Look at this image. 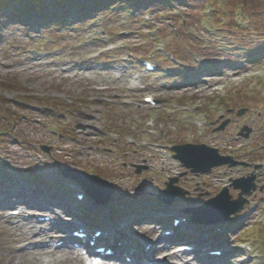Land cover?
<instances>
[{
	"label": "rangeland",
	"instance_id": "obj_1",
	"mask_svg": "<svg viewBox=\"0 0 264 264\" xmlns=\"http://www.w3.org/2000/svg\"><path fill=\"white\" fill-rule=\"evenodd\" d=\"M211 1L189 0L193 8L175 2L174 7L165 6L161 13H147L150 22L142 18L143 7L133 10V14L108 19L100 11L103 6L95 9L93 21L85 22V26L64 19V24L54 21L47 27L28 22L22 29L14 21L4 20L0 83L9 81L12 85H7L9 90L0 87V96L10 101L23 98L31 105L27 110L10 103L16 117L0 119V126L9 133L8 141L0 143V161L5 163V172L0 176L2 196L8 198L13 194L16 184L11 178L18 172L49 178L59 168L70 167L98 174L115 183L120 202L129 201L133 203L131 211L134 209L133 214H122L116 224L110 220L111 209L98 211L101 219L110 221H106V228L121 229L122 236L130 238L127 242L131 249L140 247L144 253L151 242L155 243L154 249L163 247L158 249L161 254L172 256L169 241L159 244L161 232L149 225L150 216L142 215L152 209V201H156L158 191L165 188L169 178L186 172L169 158L171 147L205 144L223 155L235 154L243 157L238 158L241 161L264 166V54L257 52V61L250 62V54L243 51L240 42L244 34L250 39L247 42L261 45L264 33L258 35L254 31L255 36L248 35L247 31L252 29L244 23L239 25L241 30H231L227 13L232 8L241 12L237 0L233 7L225 8L218 21L214 17L210 22L203 10L215 6ZM244 1L250 0L240 3ZM254 6V11L249 7L244 12L246 18L253 15L264 21V0H256ZM74 12L78 15L80 11ZM258 27V33L264 32V27ZM121 42L124 48L115 50L118 53L108 52L109 45L116 47ZM135 49H141L142 56L130 59ZM99 51L105 55L100 56ZM168 56H174L177 63L168 62ZM143 60L155 63L157 71L146 73L141 67ZM136 75L142 78L134 83ZM146 96L159 100L160 105L152 109L144 104ZM51 105L61 115L42 119L40 107ZM76 108L81 112H76ZM242 109L247 111L238 117L237 112ZM150 116L155 117L152 126L148 123ZM221 118L232 122L223 132L216 133L223 122ZM244 127L253 129L247 140L239 138ZM55 129L72 140L58 139L57 134H52ZM42 145L52 148L49 154L41 150ZM157 146L167 150V155H158L154 151ZM136 166L149 169L136 174ZM249 170L252 169L226 167L207 175L188 173L179 179L178 185L190 194L180 198L173 208L201 206L219 194L226 186V178H242ZM257 184L248 197V206L235 217L234 228L229 230L231 225L226 226L214 238L225 236L223 247L233 250L224 257V264H241L249 255L247 246L253 249L250 264H264V171L257 177ZM67 186L70 188V183ZM40 193L37 196L42 198L47 195ZM229 194L237 199L239 191L231 188ZM6 201L0 198V213L5 217L0 220V264H80L67 250L53 256L16 250L23 238H32L48 227L24 223V217L8 219L9 210L4 207L17 200ZM204 232L209 231L201 228ZM51 235L54 240L47 245L52 247L63 238L48 233ZM30 244L24 247L33 250L34 245ZM237 255L244 257L238 259Z\"/></svg>",
	"mask_w": 264,
	"mask_h": 264
},
{
	"label": "water",
	"instance_id": "obj_2",
	"mask_svg": "<svg viewBox=\"0 0 264 264\" xmlns=\"http://www.w3.org/2000/svg\"><path fill=\"white\" fill-rule=\"evenodd\" d=\"M226 123L223 125V127L226 125ZM175 150L177 152L176 159L183 163L185 167L193 169L194 173H205L210 171L213 167L224 165L230 161L229 158L220 157L216 150L209 149L203 145H186L177 147ZM64 175L78 181L89 196L94 197L97 201L102 203L109 201L112 194L114 193L113 186L99 177L90 176L76 171H67L64 172ZM253 180L254 178L248 181L242 179L236 182L235 187L241 188L243 191L240 195V201L238 202H230V196L225 190L217 198L207 202L202 208L198 210H190L193 214H195V221H206V223H219L228 221L231 214L239 211L243 207L245 203L243 195L250 194L252 189L255 187L252 183ZM177 182V179H171L170 183L167 184L168 189L159 193V199L171 204L173 201H175L177 196L186 195L185 191L173 186ZM226 208L230 209V211L228 210L226 213H224ZM198 213H201L204 216L196 217L198 216ZM205 216L207 217L205 218Z\"/></svg>",
	"mask_w": 264,
	"mask_h": 264
},
{
	"label": "trees",
	"instance_id": "obj_3",
	"mask_svg": "<svg viewBox=\"0 0 264 264\" xmlns=\"http://www.w3.org/2000/svg\"><path fill=\"white\" fill-rule=\"evenodd\" d=\"M76 1L77 0H0V42L3 41V29H5V26L2 24L4 20L18 22L21 19L23 11L24 13H30L32 18L48 19L51 17L55 21H62L63 18L68 15L64 12V7L68 6L69 10H71V8L77 5ZM143 1L162 9L164 6L178 0H128V3L132 2L140 5ZM101 5L106 9H103V11L109 12L112 15H118L121 12H125L127 9L126 7L128 6L126 0H86L85 5L78 4V6L86 10L85 13L95 9L94 7H101ZM53 6L55 11L52 10ZM112 6L117 7L115 12H111ZM7 85L11 87L12 84L9 81L0 83V87L3 86L4 89L9 90ZM13 114L12 109L8 106V102L0 97V119L2 117H10Z\"/></svg>",
	"mask_w": 264,
	"mask_h": 264
},
{
	"label": "bare ground",
	"instance_id": "obj_4",
	"mask_svg": "<svg viewBox=\"0 0 264 264\" xmlns=\"http://www.w3.org/2000/svg\"><path fill=\"white\" fill-rule=\"evenodd\" d=\"M5 219L4 217V213H0V220ZM54 229H56V227H54ZM49 230H45V231H40L38 232L36 235H34L32 238H23V240L20 242L21 245L16 247V250H20L22 251L24 254L28 251L29 254L33 255L34 251L37 252L38 254H45V255H52L56 254V253H61L62 251L66 250L62 247L60 248H51L50 246L46 245L47 243H50L52 241V237L49 238V236H47ZM33 241H35L34 243H32ZM27 243H31L30 245H34L32 248L33 250H27V248L24 247L25 244ZM127 246V245H126ZM39 248L41 250H39ZM149 254H155L153 252H149ZM68 259V257H67Z\"/></svg>",
	"mask_w": 264,
	"mask_h": 264
}]
</instances>
